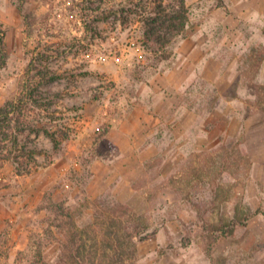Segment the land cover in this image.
Wrapping results in <instances>:
<instances>
[{
	"label": "rangeland",
	"instance_id": "374dc122",
	"mask_svg": "<svg viewBox=\"0 0 264 264\" xmlns=\"http://www.w3.org/2000/svg\"><path fill=\"white\" fill-rule=\"evenodd\" d=\"M155 1L0 0V107L23 100L27 155L0 168V264L56 263L47 197L144 215L138 264H264L263 215L214 246L208 228L264 210V0H185L186 35L159 55L136 12Z\"/></svg>",
	"mask_w": 264,
	"mask_h": 264
},
{
	"label": "trees",
	"instance_id": "16d2710c",
	"mask_svg": "<svg viewBox=\"0 0 264 264\" xmlns=\"http://www.w3.org/2000/svg\"><path fill=\"white\" fill-rule=\"evenodd\" d=\"M137 11L142 13L141 17L144 19L147 49L156 55L169 48L179 37L186 35L190 18L185 0H174L170 3L156 0L149 11ZM5 35L0 24V74L9 59ZM59 79L61 75L50 74L45 81ZM259 89L264 90V87ZM22 102V99L16 98L0 107V168L5 161L23 165L20 159L27 156L24 152L21 156L16 152L19 145L16 130L25 127V122L20 127L22 117L19 104ZM32 131L40 133L38 130ZM47 133L56 151H59V140L54 134ZM9 145L11 148L7 151L10 154L5 157L2 149ZM41 210L48 216V227L45 230L47 243H55L59 247L55 264H138L139 248L136 239L149 224L144 215L138 214L127 204L105 198H83L78 203L69 205L47 197ZM257 215L264 216V210L242 211L241 206L235 204L232 214L209 223L210 243L214 246L222 238H233L238 229L246 227ZM42 253L41 250L38 251V261L41 264H50ZM213 264H226V261L217 258L213 260Z\"/></svg>",
	"mask_w": 264,
	"mask_h": 264
}]
</instances>
